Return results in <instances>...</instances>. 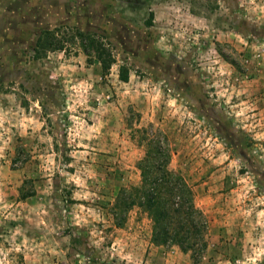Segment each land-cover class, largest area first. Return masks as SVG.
Wrapping results in <instances>:
<instances>
[{
  "label": "rangeland",
  "instance_id": "374dc122",
  "mask_svg": "<svg viewBox=\"0 0 264 264\" xmlns=\"http://www.w3.org/2000/svg\"><path fill=\"white\" fill-rule=\"evenodd\" d=\"M48 30L116 63L37 54ZM149 124L208 219L197 263L138 208L113 223ZM0 264H264V0H0Z\"/></svg>",
  "mask_w": 264,
  "mask_h": 264
},
{
  "label": "trees",
  "instance_id": "16d2710c",
  "mask_svg": "<svg viewBox=\"0 0 264 264\" xmlns=\"http://www.w3.org/2000/svg\"><path fill=\"white\" fill-rule=\"evenodd\" d=\"M152 16V14H151ZM45 31L36 44V53L68 51L69 43H77L87 60L100 65L101 75L108 74L116 58L109 44L97 34L78 30L70 35ZM119 76L127 81L129 69L121 65ZM153 124L137 129L139 143L145 148L137 161L140 183L120 187L111 205L110 214L116 227H122L133 208L140 209L151 222L152 242L158 246H177L189 253L197 263L208 248L209 222L196 204L193 187L182 171L171 167L174 150L168 137L153 130Z\"/></svg>",
  "mask_w": 264,
  "mask_h": 264
}]
</instances>
